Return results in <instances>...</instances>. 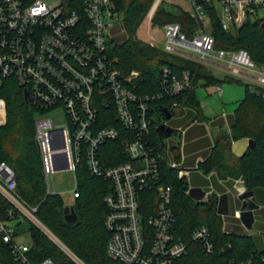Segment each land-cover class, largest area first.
Listing matches in <instances>:
<instances>
[{
    "label": "built area",
    "instance_id": "obj_1",
    "mask_svg": "<svg viewBox=\"0 0 264 264\" xmlns=\"http://www.w3.org/2000/svg\"><path fill=\"white\" fill-rule=\"evenodd\" d=\"M186 2L188 8L178 7L196 23L195 33L189 37L178 22L157 24L164 30L163 51L212 64L228 71L234 79L241 76L253 80V89L264 88V65H258L245 49L218 48L210 32L213 13L225 31H237L250 20L264 23V0ZM164 3L175 5L154 0L147 14L153 24ZM121 19L113 0H58L54 4L45 0H0V82L14 80L25 88L29 102L45 114L57 109L65 112L62 125L44 115L36 119L48 193L55 190L53 176L69 171L75 178L76 198L77 170L84 164L93 177L111 183L105 197L109 255L127 264H175L188 254V245L172 231L176 222L173 187L163 181L160 161L164 157L151 140L157 97L131 91L128 84L139 77V72L124 76L117 67L118 60L110 56V43ZM215 87L221 94V85ZM161 88L164 95L189 90L190 72L177 77L163 67ZM103 107L115 111L127 134L120 141L127 160L112 166L105 165L109 158L102 148L119 140L120 131L115 126H100ZM171 109L175 113L185 110L178 103ZM180 156L179 161L171 157L169 165L178 170L179 178L187 179L181 152ZM239 180L237 197L247 192L243 180ZM148 192L156 197V215L146 218L143 208ZM0 195L10 205L8 220L0 222V233L16 261L32 264L28 256L30 243L19 242L16 236V224L25 221L39 228L66 255L64 261L48 258L39 264H86L39 220L38 207L21 197L16 173L5 162H0ZM237 215L240 218V212ZM191 239L203 246L205 254L214 253L207 226L196 228Z\"/></svg>",
    "mask_w": 264,
    "mask_h": 264
},
{
    "label": "trees",
    "instance_id": "obj_2",
    "mask_svg": "<svg viewBox=\"0 0 264 264\" xmlns=\"http://www.w3.org/2000/svg\"><path fill=\"white\" fill-rule=\"evenodd\" d=\"M121 15V25L111 41L110 56L118 60L117 67L124 74L138 71L139 77L128 88L141 95H155L154 118L151 128V140L163 155L160 171L165 184L173 187L172 207L176 222L173 233L176 238L188 245V254L178 259L175 264H264V249L258 246L256 236L244 234L240 229L230 233L224 229V219L218 214L217 198L209 202H197L190 198L187 191L189 181L179 178V172L169 162L171 157L179 161V147L168 148L157 133L156 109H171L174 103L194 111V119L204 120L200 109L197 89L201 86L221 85L223 83H241L231 77L221 80L206 64L165 52L137 39L136 34L154 3V0H113ZM154 24L164 25L171 22L181 24L183 32L192 37L197 28L190 15L181 8L167 3L162 4L154 16ZM212 35L218 48L245 49L258 65H264V23L248 21L237 31L223 30L216 14H212ZM180 77L190 72L192 88L179 95L162 94V68ZM45 113L38 110L25 98V88L12 79L0 82V162L10 165L18 182L21 197L30 205L37 206V217L56 234L86 264H127L109 255L107 245L110 233L105 227L108 212L105 197L111 191V183L93 177L82 164L77 170V194L74 208L78 218L69 224L65 220L67 207L61 195L48 193L43 172V163L36 139V119ZM100 126H115L120 131V138L108 142L102 150L109 158L106 166L125 162L120 141L127 136L125 129L116 118L111 108L103 107L100 111ZM229 125L233 141L249 138L254 140L242 157L233 154L230 143L216 142L199 164L204 175L213 171L222 173L225 178L242 179L247 191L264 192V88L253 89L245 85V97L236 112L230 116ZM171 154V155H170ZM146 193L143 214L146 218L156 215V197ZM158 202V200H157ZM10 205L0 195V222L8 220ZM199 226H207L214 243V253L207 255L203 246L191 239L193 231ZM30 235L29 260L39 264L51 258L56 262L66 260V255L35 225L21 221L16 224V236ZM0 264H22L14 258L10 246L4 243L0 233Z\"/></svg>",
    "mask_w": 264,
    "mask_h": 264
},
{
    "label": "crops",
    "instance_id": "obj_3",
    "mask_svg": "<svg viewBox=\"0 0 264 264\" xmlns=\"http://www.w3.org/2000/svg\"><path fill=\"white\" fill-rule=\"evenodd\" d=\"M225 78L219 79L223 80ZM239 82L241 81L239 80ZM215 91L221 98L223 89L221 94L217 92L216 88ZM177 115V118L173 116L167 124L177 130H182V135L179 143H176V141L170 143V138H168L167 146L169 149L175 146L179 147L183 155L182 168L188 171L187 180L190 188L200 187L206 192L202 202L211 201L213 196L217 198L218 214L224 219L225 230L228 233L240 229L246 235L256 236L258 246L264 249V192L260 190L254 193L259 209L254 211L255 222L252 228L248 230L237 215L238 212H241L242 201L236 196L235 187L240 184V180L225 178L218 171L204 175L199 170V164L206 159V155L216 142H224L227 131L231 134L229 118L233 114H222L213 120L207 118L199 120L193 118L196 115L194 111L185 109ZM249 142V138L232 141L230 147L233 154L242 157L250 148Z\"/></svg>",
    "mask_w": 264,
    "mask_h": 264
},
{
    "label": "rangeland",
    "instance_id": "obj_4",
    "mask_svg": "<svg viewBox=\"0 0 264 264\" xmlns=\"http://www.w3.org/2000/svg\"><path fill=\"white\" fill-rule=\"evenodd\" d=\"M45 1L50 4L58 2V0ZM166 1L177 6L188 8L186 0ZM136 37L137 39L145 43L154 45L158 49H164V30L160 26L154 25L148 17L145 18L144 22L138 29ZM207 66L219 78H225L231 75L228 71L212 64H208ZM238 80H240L241 83L225 82L222 84L223 95L221 98L216 93V87L214 85L201 86L197 89L196 93L201 102L200 109L203 112L205 118L213 120L216 117L221 116L222 114L228 115L234 114L236 112L240 102L245 97V85L254 83L253 80L241 76L238 77ZM180 112L181 111H178L177 114H179ZM177 114H175V118L178 117ZM44 116L53 119L56 125H62L65 122V112L63 111V109L51 111L47 114H44ZM169 141L170 143L172 141H176V143H179L180 138L172 137L169 139ZM53 182L55 185V190H53V192H56L61 195L65 202V205L67 207H71L74 204L73 192L76 187L74 175L69 171H60L53 176ZM12 225H15V223ZM17 240L22 243L31 242L30 235L28 233L19 236Z\"/></svg>",
    "mask_w": 264,
    "mask_h": 264
},
{
    "label": "water",
    "instance_id": "obj_5",
    "mask_svg": "<svg viewBox=\"0 0 264 264\" xmlns=\"http://www.w3.org/2000/svg\"><path fill=\"white\" fill-rule=\"evenodd\" d=\"M25 98H28L27 91H25ZM173 115L169 110L165 107H160L156 109V119L155 122L157 124V133L161 142L167 146V139L172 137L180 138L182 135V130H177L173 128L169 124H167ZM233 139L231 134L227 131L226 137H224V143H232ZM250 147H254V140H250ZM206 192L200 187L190 188L189 196L191 199L202 202L205 197ZM240 200L242 201V207L240 212V219L243 225L250 230L255 222L254 211L259 209V204L256 201L255 194L253 191H247L243 195H241ZM65 220L67 223H74L78 216L72 207H66L64 210Z\"/></svg>",
    "mask_w": 264,
    "mask_h": 264
}]
</instances>
